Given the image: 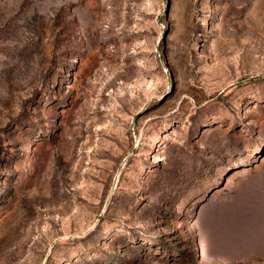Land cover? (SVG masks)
<instances>
[{"label": "rangeland", "instance_id": "obj_1", "mask_svg": "<svg viewBox=\"0 0 264 264\" xmlns=\"http://www.w3.org/2000/svg\"><path fill=\"white\" fill-rule=\"evenodd\" d=\"M0 264H264V0H0Z\"/></svg>", "mask_w": 264, "mask_h": 264}]
</instances>
